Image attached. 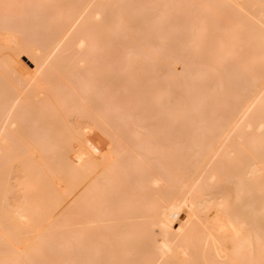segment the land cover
Wrapping results in <instances>:
<instances>
[{
    "label": "bare ground",
    "instance_id": "6f19581e",
    "mask_svg": "<svg viewBox=\"0 0 264 264\" xmlns=\"http://www.w3.org/2000/svg\"><path fill=\"white\" fill-rule=\"evenodd\" d=\"M0 264H264V0H0Z\"/></svg>",
    "mask_w": 264,
    "mask_h": 264
},
{
    "label": "rangeland",
    "instance_id": "374dc122",
    "mask_svg": "<svg viewBox=\"0 0 264 264\" xmlns=\"http://www.w3.org/2000/svg\"><path fill=\"white\" fill-rule=\"evenodd\" d=\"M182 218H184V216H183ZM175 227H176V226H175Z\"/></svg>",
    "mask_w": 264,
    "mask_h": 264
}]
</instances>
